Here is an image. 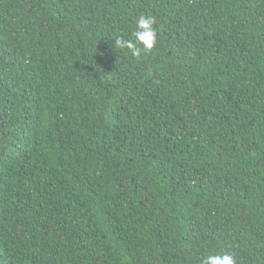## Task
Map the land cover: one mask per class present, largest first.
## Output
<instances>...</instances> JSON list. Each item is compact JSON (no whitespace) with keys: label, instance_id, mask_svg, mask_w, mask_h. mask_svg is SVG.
Listing matches in <instances>:
<instances>
[{"label":"trees","instance_id":"1","mask_svg":"<svg viewBox=\"0 0 264 264\" xmlns=\"http://www.w3.org/2000/svg\"><path fill=\"white\" fill-rule=\"evenodd\" d=\"M227 250L264 264V0H0V264Z\"/></svg>","mask_w":264,"mask_h":264},{"label":"clouds","instance_id":"2","mask_svg":"<svg viewBox=\"0 0 264 264\" xmlns=\"http://www.w3.org/2000/svg\"><path fill=\"white\" fill-rule=\"evenodd\" d=\"M155 17L141 15L135 21V28L128 38L118 35L114 38V46L126 49L132 57H139L141 52L151 51L157 44V35L154 27ZM200 264H236L234 253L231 250L220 254H209L204 256Z\"/></svg>","mask_w":264,"mask_h":264}]
</instances>
